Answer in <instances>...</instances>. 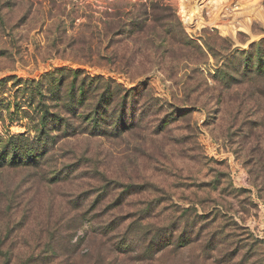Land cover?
<instances>
[{
  "label": "rangeland",
  "instance_id": "rangeland-1",
  "mask_svg": "<svg viewBox=\"0 0 264 264\" xmlns=\"http://www.w3.org/2000/svg\"><path fill=\"white\" fill-rule=\"evenodd\" d=\"M208 1L0 0V264H264V0Z\"/></svg>",
  "mask_w": 264,
  "mask_h": 264
},
{
  "label": "bare ground",
  "instance_id": "bare-ground-1",
  "mask_svg": "<svg viewBox=\"0 0 264 264\" xmlns=\"http://www.w3.org/2000/svg\"><path fill=\"white\" fill-rule=\"evenodd\" d=\"M187 1H190V0H179V5H180V8H181V14H182V17L186 23V25L188 27H192V28H201L204 24H206V21L205 19L201 16V14L199 13V9L195 10V12L198 14V16L195 17V12L191 13V14H188L187 12V9H186V6H185V2ZM199 2H201L200 6L202 4H204L207 0H198ZM250 2L245 5L246 7V10L248 9V12L250 13L252 10H254L257 6L258 8L261 6V0H249ZM209 3H211L212 5H209L211 6L212 8V13H211V16H212V20L215 19V15H220L222 12H227L230 8L232 7H235L233 9H238L240 8L239 4H234V2H230L229 0H210L208 1ZM199 4V3H198ZM197 6V5H196ZM199 6V5H198ZM199 6V7H200ZM208 6V5H207ZM232 9V10H233ZM241 9V8H240ZM243 9H241V13ZM246 12V11H245ZM253 12V11H252ZM247 13V12H246ZM251 14V13H250ZM214 22V21H213ZM236 19L232 22V26L231 28L233 30H237V29H246V26L241 23H239V21H237L236 23ZM214 24V23H213ZM218 24V23H217ZM219 26L220 28H222V30L225 32L228 28L226 26H221V25H217ZM230 28V27H229Z\"/></svg>",
  "mask_w": 264,
  "mask_h": 264
},
{
  "label": "trees",
  "instance_id": "trees-1",
  "mask_svg": "<svg viewBox=\"0 0 264 264\" xmlns=\"http://www.w3.org/2000/svg\"><path fill=\"white\" fill-rule=\"evenodd\" d=\"M51 76H53V74H52ZM42 85H43V83H42L41 81H39V82H35L34 85H33V87L41 88ZM51 90L56 91V90H57L56 86H52ZM74 97H75V96H74ZM96 120H97L98 122L100 121V116L97 115V114H96Z\"/></svg>",
  "mask_w": 264,
  "mask_h": 264
}]
</instances>
